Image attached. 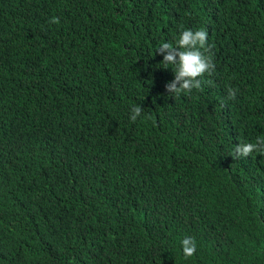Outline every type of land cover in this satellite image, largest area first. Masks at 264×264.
<instances>
[{
	"label": "trees",
	"instance_id": "trees-1",
	"mask_svg": "<svg viewBox=\"0 0 264 264\" xmlns=\"http://www.w3.org/2000/svg\"><path fill=\"white\" fill-rule=\"evenodd\" d=\"M185 29L215 69L176 96ZM258 138L264 0H0V264H264Z\"/></svg>",
	"mask_w": 264,
	"mask_h": 264
},
{
	"label": "clouds",
	"instance_id": "clouds-1",
	"mask_svg": "<svg viewBox=\"0 0 264 264\" xmlns=\"http://www.w3.org/2000/svg\"><path fill=\"white\" fill-rule=\"evenodd\" d=\"M51 23H58V18H53ZM207 32L203 29L190 30L185 29L180 34L175 46L172 43H163L157 52L163 55L161 61L165 66L175 65V79L165 85L168 93H175L179 96L182 92H190L193 88H201V81L198 77L205 73L209 75L214 71L215 65L212 62L211 55H205L207 49ZM204 49V51H201ZM167 53V54H164ZM236 92L229 89V99H235ZM142 108L134 107L132 109V121H135L141 115ZM253 151L264 153V139L258 138L256 143H245L235 149V155L248 156ZM182 250L185 258L191 257L196 252V243L194 238L186 237L182 240ZM123 248V247H122ZM141 264H146L144 261Z\"/></svg>",
	"mask_w": 264,
	"mask_h": 264
}]
</instances>
